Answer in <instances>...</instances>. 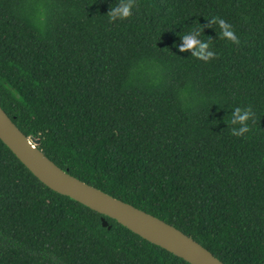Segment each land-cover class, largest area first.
Instances as JSON below:
<instances>
[{"label": "trees", "instance_id": "16d2710c", "mask_svg": "<svg viewBox=\"0 0 264 264\" xmlns=\"http://www.w3.org/2000/svg\"><path fill=\"white\" fill-rule=\"evenodd\" d=\"M121 2L0 0V107L72 177L224 264H264V0H133L110 20ZM184 35L211 56L181 51ZM0 264L188 263L51 191L0 141Z\"/></svg>", "mask_w": 264, "mask_h": 264}, {"label": "water", "instance_id": "95a60500", "mask_svg": "<svg viewBox=\"0 0 264 264\" xmlns=\"http://www.w3.org/2000/svg\"><path fill=\"white\" fill-rule=\"evenodd\" d=\"M0 141L40 183L51 191L116 221L141 239L188 264H224L175 227L61 170L18 129L1 107ZM101 222L103 227L110 229L104 218H101Z\"/></svg>", "mask_w": 264, "mask_h": 264}, {"label": "clouds", "instance_id": "9594fccd", "mask_svg": "<svg viewBox=\"0 0 264 264\" xmlns=\"http://www.w3.org/2000/svg\"><path fill=\"white\" fill-rule=\"evenodd\" d=\"M134 6L133 0H122V2L114 7L112 11L109 13V18L110 20H114L117 17L120 20L126 19L130 16L131 14V9ZM213 23L218 24L221 39H227L233 44H238L239 40L237 36L234 33V29L231 24L225 22L224 19L220 17H216V19L213 21ZM198 31H202L201 27L198 25L195 29L191 31V33L195 34ZM184 40V46L181 48V51H186V50H191L194 47L199 48L200 50V56L204 58L205 60L208 59L209 56H211V53H206L205 49L209 46H211V41L208 42V44H203L198 40L190 38L188 35H184L182 37ZM251 113L249 111H241L240 109H237L234 113V123H238L240 125V130L239 132H236L234 129L232 131L233 136H243L245 133H248L250 131V128L248 126V121L250 119Z\"/></svg>", "mask_w": 264, "mask_h": 264}]
</instances>
